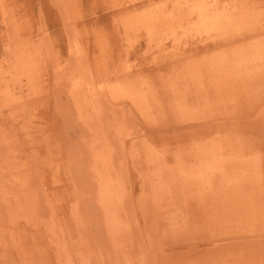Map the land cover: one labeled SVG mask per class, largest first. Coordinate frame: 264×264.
<instances>
[{
	"label": "rangeland",
	"instance_id": "1",
	"mask_svg": "<svg viewBox=\"0 0 264 264\" xmlns=\"http://www.w3.org/2000/svg\"><path fill=\"white\" fill-rule=\"evenodd\" d=\"M158 6L168 26L147 23ZM77 63L90 64L107 118L125 115L133 133L122 184L150 264H264V0H0V177L22 195L0 182V264H65L54 233L89 244L93 264H118L70 94ZM227 162L257 183L259 221L231 225L223 201L184 174ZM208 206L220 209L216 226Z\"/></svg>",
	"mask_w": 264,
	"mask_h": 264
},
{
	"label": "bare ground",
	"instance_id": "2",
	"mask_svg": "<svg viewBox=\"0 0 264 264\" xmlns=\"http://www.w3.org/2000/svg\"><path fill=\"white\" fill-rule=\"evenodd\" d=\"M189 6L190 5H188V7ZM157 8L158 9H150L147 12V23H149L150 26L156 28L168 26L170 22L168 12L166 9L164 10L160 6ZM203 16L204 15H202V19L200 20L201 25H204L205 20H207L206 22H210L208 18H204ZM131 20L126 19L124 23L127 24V21ZM136 20L138 19L136 18ZM226 23H228V26ZM128 24L131 23L128 22ZM222 25H226L224 26L225 28H231L236 27L238 23H236L234 19V21L231 20L225 22V24ZM73 37L75 36L73 35ZM76 38L77 37H75V40H77ZM71 42L73 54L78 56V42L75 43L74 38ZM79 61L82 62L81 60ZM91 70L90 64L86 65L83 63H81L77 69L71 70V73L69 74L72 84V87H70V94L73 98L75 109L77 110L82 122L85 124L88 130L89 137L87 139L86 145L88 151L91 153L88 170L90 176H92V182L98 192L97 202L106 218L105 226L107 228L108 238L110 240L109 243L111 244L113 251L117 254L118 264H150V261L147 259V257L148 255L152 254V252L150 253L148 250L145 239L146 232L142 229V225L140 224L137 215L131 210L125 198V188L122 184L123 176L121 173V166L123 165V160L125 159L124 155L123 158L121 157V152L124 154V151L127 150L126 138L133 133L130 132V129L126 123L127 119L125 120V118H127L125 115H115L116 117H114L113 114L112 119L107 118V111L105 107L108 102L103 99V97H105L104 90H102V87H97L94 81L93 72ZM9 91V89H5L6 93H1V96H5L6 94L10 97H14L16 91L14 90L13 95H10ZM105 101L106 104L104 103ZM13 103H15V105L21 111L24 109V104L22 101L18 100L15 102L13 100ZM262 110L264 111V109ZM131 156L133 158H138L140 154L137 151H131ZM240 162L241 161H239V163ZM234 167L231 165V163L229 164V162H227V164L223 165H207L206 168L204 166V169L184 172V174H186L187 177H190L192 179L191 181L195 182L199 186L202 197L209 199L212 198L210 195H214L216 196V199L218 198L223 201L224 205H222L220 209L223 214H227L226 219H228V222H231V225H233L232 222L240 223L247 221L251 223L259 221L261 212L258 201L261 198V194L260 190L257 188V183L254 182V179L250 173L246 171V174H242L240 171L235 169L233 170L232 168ZM241 167L244 168L245 164ZM49 169V173L52 177H54L55 181L60 182L61 165L57 163L53 165L52 163L49 166ZM245 170H248L247 167ZM216 171H219L221 174L217 183H215ZM32 174L33 172L30 171L28 174L26 173L19 175L17 179L21 180L22 182L29 183L31 177H33ZM43 175L45 176L44 172ZM1 181L3 182V184L0 183L2 184V194L6 195L8 193H13L15 194V197H17L16 199L21 201L22 195H19L21 189H12V186H6L7 183L4 182L3 177H0V182ZM144 202L145 201H141L142 204ZM219 210H211L209 206L207 209L204 208V213L210 214L208 217V221L210 223H213L216 220V215H218ZM215 223L218 224L217 222ZM213 226L216 225L213 223ZM60 238L61 235L58 233L51 234V243H56L64 249L65 259H63L65 260V264H93L92 260L95 250L90 247L89 244L87 247H81L82 249L79 250L77 248L72 249L67 244L63 246V244H61L62 240ZM101 252L102 251L99 250L98 253L101 254Z\"/></svg>",
	"mask_w": 264,
	"mask_h": 264
}]
</instances>
